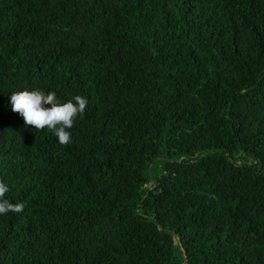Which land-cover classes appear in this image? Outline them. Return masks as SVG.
Listing matches in <instances>:
<instances>
[{
    "label": "trees",
    "instance_id": "1",
    "mask_svg": "<svg viewBox=\"0 0 264 264\" xmlns=\"http://www.w3.org/2000/svg\"><path fill=\"white\" fill-rule=\"evenodd\" d=\"M0 183V264H264V0H0Z\"/></svg>",
    "mask_w": 264,
    "mask_h": 264
},
{
    "label": "clouds",
    "instance_id": "2",
    "mask_svg": "<svg viewBox=\"0 0 264 264\" xmlns=\"http://www.w3.org/2000/svg\"><path fill=\"white\" fill-rule=\"evenodd\" d=\"M11 110L19 113L25 125H32L36 130L47 129L57 138L58 143H71L70 129L75 120L84 115L88 104L86 97L75 95L68 100H61L53 91L45 92L39 88L23 89L11 93ZM7 186L0 183V215L21 211L23 205H13L3 193Z\"/></svg>",
    "mask_w": 264,
    "mask_h": 264
},
{
    "label": "water",
    "instance_id": "3",
    "mask_svg": "<svg viewBox=\"0 0 264 264\" xmlns=\"http://www.w3.org/2000/svg\"><path fill=\"white\" fill-rule=\"evenodd\" d=\"M153 166V165H152ZM152 166L150 167V172H151V170H152Z\"/></svg>",
    "mask_w": 264,
    "mask_h": 264
}]
</instances>
